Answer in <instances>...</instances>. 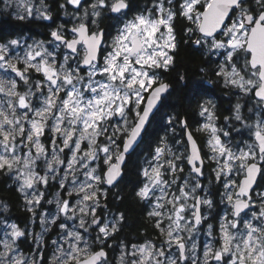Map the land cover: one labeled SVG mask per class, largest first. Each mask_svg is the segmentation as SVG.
Listing matches in <instances>:
<instances>
[{
  "label": "snow or ice",
  "instance_id": "snow-or-ice-1",
  "mask_svg": "<svg viewBox=\"0 0 264 264\" xmlns=\"http://www.w3.org/2000/svg\"><path fill=\"white\" fill-rule=\"evenodd\" d=\"M21 2L25 15L17 19L34 13L53 19L45 0L39 7L31 0ZM59 7L71 17L72 26L62 23L51 30V48L43 41L0 43V174L12 179L31 221L39 219L42 229L33 234L0 221L5 229L0 264H38L43 234L54 226L58 238L51 241L55 247L48 264H108L104 244L120 231L125 215L115 214L111 221L97 215L107 207L101 205L108 193L103 186H116L122 179L128 155L171 87L158 70L168 72L175 65L181 43L178 21L183 43L203 50L224 87L254 99L264 111V0H151V7L130 19V0H64ZM106 14H116L113 18L120 24L110 44L100 27ZM212 56L223 59L213 61ZM191 88L196 92L201 83L193 82ZM198 107L208 121L198 131L210 135L212 171L216 182H223L226 210L219 234L208 225L210 239L201 255L194 235L207 220L202 206L212 208L213 200L201 184L204 160L188 132L187 155L171 153L162 141L153 162L141 169L144 180L135 191L138 200L152 205L148 217L165 239L160 245L134 244L130 252L122 242L119 264H264V191L256 192L258 176L264 177V116L248 124L241 105H235L231 119L249 128L254 140L234 151L218 135L212 101ZM180 123L187 128L186 121ZM182 159L190 170L181 180L178 173L184 168L177 161ZM53 182L57 191L46 199ZM42 202L54 203L55 211L41 212ZM0 205L8 210L7 204ZM26 237L37 249L31 258L17 246ZM94 244L101 245L99 250Z\"/></svg>",
  "mask_w": 264,
  "mask_h": 264
},
{
  "label": "trees",
  "instance_id": "trees-1",
  "mask_svg": "<svg viewBox=\"0 0 264 264\" xmlns=\"http://www.w3.org/2000/svg\"><path fill=\"white\" fill-rule=\"evenodd\" d=\"M47 1L53 17L50 21L39 18L20 20L17 19L16 15L12 14L13 10L8 7H0V41L5 42L25 33L51 38L50 32L57 25L63 23L67 27H71L70 16H65L64 10L59 7L64 0ZM148 2L149 0H130L131 10L128 13V17H132L136 12L143 10L147 7ZM68 11H71L70 6ZM113 17L114 15L112 14H106L100 22V27L106 30L107 39H111L116 35V30L119 26V21ZM176 31L177 39L181 43L175 53V65L170 71L164 72L167 82L171 84V90L151 119L141 144L128 156L122 179L116 186L108 188L107 197L101 199L102 205H107V207L99 209L98 215L101 214L100 216L102 217L107 212L113 214L123 212L125 215L120 231L115 233L104 244V248L108 250V264H119L115 256L118 249L120 252L122 242L127 246L128 244L143 242L153 231L154 221L148 217L149 204L147 201L138 200L135 197V191L142 186L144 180L140 174L141 168L156 146L161 144L160 141L165 137H169L172 141L176 134H179L187 146L185 139L186 129L181 127L180 123L181 121H186L187 127L196 136L204 154L207 151L204 143V133L198 131V129L202 128L203 122V117L199 115L200 109L198 105L202 103L205 96H211L214 99L217 116L219 117L218 121L225 127L226 131H239V133L233 135V137L238 135V138H236L238 144H242L245 140L253 139V137L249 128L231 119L234 116L235 105L237 103L241 105V112L248 124H254L259 116H264V111H261L254 99L246 96H237V91L234 89L226 88L224 85L223 88L221 87L220 81L218 82L217 80L218 78L212 74L215 64L207 62L203 50L197 51L191 44L183 43L184 35L179 21L177 22ZM211 59L213 61L218 60L214 56ZM201 68H205L206 71L201 72ZM180 75L185 76L186 79L180 81ZM209 80L212 82L208 85L206 83ZM193 82L201 83V88L196 92H193L191 88ZM249 109H252V111L250 112ZM170 117H175L172 124L168 123ZM187 167L189 165L185 161V168ZM202 181L209 188H212L211 192L219 191V185L211 174V168L207 169L206 176H203ZM263 182L264 179L259 184L262 186ZM0 198L5 200L10 206V210L7 212L8 216L16 219L18 225L27 226L30 221V214L24 209L23 198L16 191V185L12 184V179L4 174H0ZM20 243L25 250H29L27 238L20 240ZM93 246L94 250L101 247L99 244Z\"/></svg>",
  "mask_w": 264,
  "mask_h": 264
},
{
  "label": "rangeland",
  "instance_id": "rangeland-1",
  "mask_svg": "<svg viewBox=\"0 0 264 264\" xmlns=\"http://www.w3.org/2000/svg\"><path fill=\"white\" fill-rule=\"evenodd\" d=\"M36 1L31 0V3L34 4L35 6L39 7L40 4L37 3V5H36ZM45 3L47 4V6L49 8V4H48V1L47 0H45ZM10 4L12 6L11 7H8V8L11 9V10H13L12 11V14L13 15H16V16L21 15V14L22 15H25L24 9H23V5H22V2L21 1H20V3H18L17 0H11V3ZM70 9H71V6H70ZM71 11H72V9H71ZM51 14H52V12H51ZM26 18H27V16H26ZM28 18L34 19V18H39V17L34 13L31 17H28ZM127 18L130 19L131 17H127ZM70 20H71V17H70ZM70 26H72V25H70ZM119 26H120V24H119ZM12 39H21L22 43H24V44H33V43H30V41H28V40H26L24 38H20V37L19 38H12ZM111 39L107 40L105 43L106 44H110ZM38 42H40V41H38ZM0 43H2V41H0ZM3 43H7V41H5ZM45 45L46 46H50V45H48L46 43H45ZM19 51H20V55H23V49H20ZM63 51L64 50L61 49V52H63ZM214 57L216 59L218 58V60H220V61H222V59H223L222 57H217V56H214ZM209 84H211V83H209ZM235 91H237V90H235ZM237 96L243 97L244 95L237 93ZM210 99L211 98H209V100ZM210 101H212V104L215 105V103H214L213 100H210ZM212 110L215 113V118H214L213 123L220 130L218 132V135H220L221 136V139L225 143H227L230 147H232L234 151L237 150V147L243 149V148L246 147V144H250V143L253 142L254 137L252 136L253 139L245 140L243 143L241 142L242 144L239 143L240 144L239 145L236 142L237 141L236 138H238V135H236L237 137H233V135L236 134V133H239V131H226L225 127L223 125H221L219 123V121H218L219 117L217 116L216 107H214V109H212ZM206 122H208L207 119H206V117H203L202 126ZM223 132H228L229 135L228 136H224L223 135ZM202 133H204L203 134L204 135V143H205V147H206V150H207V153H208V156H207V161H208L209 160V157H211L213 155V153L211 152L210 147L208 145V140L210 139V135L206 131H202ZM162 141H166L167 147H168V149H170L171 153H174L175 155H178V156L181 155L182 153L185 154V155H187V153H188L187 152L188 144L186 146V144L184 143V141L182 140V138L179 136V134H176V136L172 139V141L169 139V137L163 138ZM162 141H160L161 144L157 145L156 147L162 146ZM45 143L46 144L48 143L47 139H45ZM188 150H189V148H188ZM154 152H155V149H154ZM153 156H154V153L151 156H148L146 160H148L149 162H153ZM165 158H171V157L169 156V157H165ZM185 161H186L185 159H182L180 161H177V163L179 165L183 166V168H184V172L183 173H178V175H180V177H181V180L183 178L189 176V170H190L189 167L190 166L187 167V168H185ZM208 162H211V161L209 160ZM212 164L213 165H211V168L213 169L215 167V164L214 163H212ZM143 166H144V164H143ZM204 177H205V174H204ZM168 178H170V177H168ZM200 180H201V184L203 185L204 189L207 192V198L211 199V197H209V195H210V190L212 188L211 187L209 188V186L207 184L203 183L202 178H200ZM103 187L108 188L106 185H104ZM258 187H260V188H258ZM173 190H175V186H173ZM56 191H57V188H56L55 183L53 182L52 186H50L49 189H48V191H47L46 199H53V194ZM219 191H220L219 193H222L224 191V189H223V182L222 181L220 182ZM260 191H264V182H263V185L262 186L259 184V186L256 187V192H260ZM198 194L201 195V196H204L205 195V192H198ZM253 196H254V199H255V195H253ZM148 204H149L150 209H152V205L149 202H148ZM219 204H220L221 210H220V212H219V214L217 216V222H215V223H213V221L211 223H209L211 221V219H213V215L211 213H209V208L207 206H202L203 215L207 216V220L209 219V222H206V225H204V226H200L199 227V231L194 235V239L196 240L197 245H198V252L201 255H202V252H203V246H204V244L207 243L209 241V239H210V237H208V235H207L208 225L211 224L213 226V234L214 235H218L219 234V223H220V219H221V217L223 216V214H224V212L226 210V204L221 203V199L219 200ZM101 205H102V203H101ZM55 207L56 206H55L54 203L53 204H47L45 202H42L40 211L41 212H54L55 211ZM255 210L258 211V207ZM98 212H99V209H98ZM98 212H97V215H98ZM113 215H115V214H113L111 212L110 213L107 212L104 216H102V218L104 220H106V221H111L113 219ZM0 221L6 222L7 224L16 223L14 221L6 220V218H1V217H0ZM203 223H202V225H203ZM166 224H167V222H166ZM19 227L21 229H26L28 232H31L33 234L41 233L42 232L39 219H37L35 221V223H33L31 221V219H30V221H29V223H28L27 226H20L19 225ZM4 230H5L4 229V223H0V238H3L4 237ZM58 231H59V229L54 226V227H52V229L49 232L43 234L44 245L41 248V253H42L43 259L41 261L39 259V257H37L38 264H48L49 260L51 259L52 255H53L54 247H55L54 245H52L51 241L58 238ZM95 236H96V232L94 231V233H93V231H92L91 232V238H92V240L95 239ZM26 238L28 240L29 250H25L22 247L21 243H20V240L26 239ZM26 238H21L20 240H18L17 241V246H18L20 252H22L25 256H28V257L31 258L32 254L35 253L37 249H36V245L33 243L32 239H31V237H26ZM189 243H191V242H189ZM135 245H141V244L136 243ZM127 251L130 252L131 251V248H127ZM120 256H121V249H120V252H119V249H118L117 255L115 256L116 257L115 259H117L118 263H119ZM128 258H130V257H126V259H128Z\"/></svg>",
  "mask_w": 264,
  "mask_h": 264
},
{
  "label": "flooded vegetation",
  "instance_id": "flooded-vegetation-1",
  "mask_svg": "<svg viewBox=\"0 0 264 264\" xmlns=\"http://www.w3.org/2000/svg\"><path fill=\"white\" fill-rule=\"evenodd\" d=\"M18 1V3H20V1L21 0H17ZM34 1H36V0H34ZM11 3V0H0V7H11L12 5L10 4ZM37 3L38 4H40V0H37L36 1V5H37ZM147 7H151V0H149V2H148V5H147ZM22 15V14H21ZM112 15H114V14H112ZM115 16V15H114ZM25 20H30V18H25ZM46 21V20H45ZM104 30V32H105V42L107 41V40H109V39H107V33H106V30L105 29H103ZM24 38V39H26V40H28V41H30V43H37L38 41H43L44 43H46V44H48V42L52 39V38H46L45 36H43V35H36V34H33V33H25V34H23V35H21V36H17V37H15V38ZM21 40V39H20ZM4 41H2V43H3ZM49 47H51V46H49ZM159 73H160V76H161V78L163 79V81L164 82H167V80H166V76H165V73H164V71H162V70H159ZM218 80V82L220 81V83H221V87L223 88V81L222 80H219V79H217ZM206 84H208L209 85V82H207ZM171 90V89H170ZM170 92V91H169ZM169 92L166 94V96L169 94ZM166 96H164V98L166 97ZM163 98V99H164ZM209 98H211L210 100H213L214 101V99L210 96H205L204 97V99L202 100V102H204V101H207V100H209ZM163 101V100H162ZM162 105V104H161ZM202 152H203V150H202ZM154 153V151H152V153L150 154V156L152 155ZM203 155H204V159H205V162H204V167H203V172L205 173V176H206V172H207V169L208 168H211V165H213L211 162H208L207 161V156H208V153H207V151L205 152V154H204V152H203ZM149 166V161L147 160L145 163H144V166H142V168L141 169H143V168H145V167H148ZM213 167V166H212ZM211 174L214 176V174H213V171H212V168H211ZM201 178H203V177H201ZM214 178H215V176H214ZM143 179H144V177H143ZM262 179H264L263 177H261L260 176V178H259V180H258V182H257V186H259V183H260V181L262 180ZM12 184H14L13 183V181H12ZM219 186H220V182L219 183H217ZM256 186V187H257ZM258 188H260V187H258ZM220 191H218V192H211L210 191V195H209V197H211V199L213 200V207L212 208H209V213H211L212 215H213V219H211V221L209 222V219L206 221H204V223H203V225L201 224V226H204V225H206V222H209V223H211L212 221H213V223L215 222V221H217V216H218V214H219V212H220V210H221V207H220V204H219V200L221 199V193H219ZM253 195H255V193H253ZM0 202H3L4 204H7V206H8V210L5 212V211H3V210H1L2 212L0 213V217L1 218H6V220H10V221H14V222H18L16 219H13V218H10L9 216H8V214H7V212L10 210V206H9V204L5 201V200H2L1 198H0ZM0 209H2V205H0ZM152 209H150V207H149V211H151ZM201 211H202V209H201ZM202 214H203V211H202ZM153 220V219H152ZM166 222L167 221H165V225H166ZM153 225H154V222H153ZM165 239V237H163V236H161L160 234H159V232H158V230H156L155 228H154V226H153V231H152V233H150L147 237H146V239L143 241V242H140V243H138V244H143V243H145V241H152L153 243H155V244H157V245H160L161 244V242L163 241ZM136 244V243H135ZM132 245H134V244H128V248H131V246ZM174 251V250H173Z\"/></svg>",
  "mask_w": 264,
  "mask_h": 264
},
{
  "label": "water",
  "instance_id": "water-1",
  "mask_svg": "<svg viewBox=\"0 0 264 264\" xmlns=\"http://www.w3.org/2000/svg\"><path fill=\"white\" fill-rule=\"evenodd\" d=\"M114 15H116V14H114ZM165 83H168V84H170L169 82H165ZM171 85V84H170ZM170 89H171V87H170ZM170 89H169V91H170ZM168 91V92H169ZM167 92V93H168ZM167 93H165V94H163V96H162V98H161V101L160 102H158V104H157V106H156V108L153 110V113H152V115L150 116V121H149V123L146 125V130H147V128H148V126H149V124H150V122H151V119L153 118V116L156 114V112L158 111V109L160 108V106H161V104H162V100H163V98H164V96H166V94ZM146 130L142 133V137H141V139L138 141V145L135 147V150L138 148V146L141 144V142H142V140H143V137H144V133L146 132ZM188 132H191L192 133V135H193V138L195 139V141H196V143H197V145H198V147H199V149H200V154H201V156H202V158H203V160H204V162H205V159H204V155H203V152H202V148H201V146H200V143L198 142V140H197V138H196V136L194 135V133L192 132V130L189 128V127H187L186 128V131H185V139H186V141H187V144H188V148H189V151H190V144H189V142H188V139H187V133ZM134 150V151H135ZM133 151V152H134ZM133 152H131L129 155H131ZM128 155V156H129ZM127 159H128V157H127ZM127 159H126V162H125V165H126V163H127ZM125 165H124V168H125ZM124 168H123V175H124ZM123 177V176H122ZM259 178H260V176H258V178H257V182H258V180H259ZM121 180V179H120ZM120 182V181H119ZM118 182V183H119ZM117 183V184H118ZM107 186V185H106ZM108 188H112V187H109V186H107ZM2 211L0 210V213H1ZM100 216V215H99ZM97 250H99V249H97ZM104 250L107 252V254H108V250L106 249V248H104ZM108 258V257H107Z\"/></svg>",
  "mask_w": 264,
  "mask_h": 264
}]
</instances>
